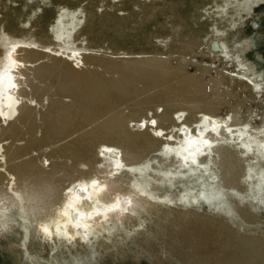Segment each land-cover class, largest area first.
Returning a JSON list of instances; mask_svg holds the SVG:
<instances>
[{
	"label": "bare ground",
	"instance_id": "1",
	"mask_svg": "<svg viewBox=\"0 0 264 264\" xmlns=\"http://www.w3.org/2000/svg\"><path fill=\"white\" fill-rule=\"evenodd\" d=\"M209 1L0 0V246L107 261L113 229L175 210L204 219L182 253L204 261L225 231L197 209L264 206V0ZM107 23L142 29L113 47ZM173 59L198 73L160 88ZM139 82L158 89L117 110Z\"/></svg>",
	"mask_w": 264,
	"mask_h": 264
},
{
	"label": "rangeland",
	"instance_id": "2",
	"mask_svg": "<svg viewBox=\"0 0 264 264\" xmlns=\"http://www.w3.org/2000/svg\"><path fill=\"white\" fill-rule=\"evenodd\" d=\"M203 1L211 5L209 0ZM5 2L16 7L20 0L13 2L5 0ZM98 5H101V2ZM93 7L98 13L102 9V7L95 5ZM5 14L11 16L10 10H6ZM159 15L157 19L161 21L163 14L159 12ZM141 29L142 27L136 28L134 26L129 29H120L113 24L107 23L99 26L96 32L99 35V41L102 42L101 44L107 45V43H111L114 47V44L118 45L120 42H128L125 32L135 33ZM118 51L121 53L122 50ZM206 62V59H202V63ZM170 63V67L167 68L169 70L162 74L160 88L169 86L173 90L176 88L180 89L182 87L179 80L185 81L198 73L196 67L191 64L183 67L175 66L176 60L174 59ZM210 74H214V72H210ZM143 85V82H139L138 87L136 86L133 92H128L116 98V109L130 108L131 106L129 105L137 103L158 89L157 87L154 89L152 86ZM208 88L209 86H207ZM235 88L238 90L239 85H236ZM254 103L253 101L247 102L246 106H243L242 109L246 111L249 107L257 108ZM224 110L225 107L223 106L219 109V113L224 112ZM33 153H37V151ZM151 154L149 153L148 156ZM153 163L156 164V162ZM251 197V194L246 195V198L239 201V206L247 205L249 211L254 215L252 218L251 216L241 215L234 209L230 210L228 215L218 212L212 207L197 209V212L212 218L214 223L219 224L222 230L225 231L224 237L217 241L214 249L206 254V260L204 261H193L185 259L182 256L183 252L190 250L189 246L192 240V237L186 233V229L188 226L198 227L203 224L204 219H196L193 215L189 214H183V217L175 218L174 215H177L178 212L173 210L168 215L163 214L162 217L157 218L159 223L162 224L161 229L156 224V216H152L147 220V230L146 227H140V232L132 231L124 233L122 227L113 229L109 234L110 238L106 240L111 246L112 258H108L107 261L102 258L99 259L97 251L94 253V258L86 259V264H264V206H260L259 208L253 206L251 204ZM174 209L185 210L179 209V207H175ZM4 243L6 242L4 241ZM40 250L42 256L47 255V246H41ZM57 250H60V247ZM16 251V249L11 251L5 248L4 245L3 247L0 246V264H32L29 260L20 258V253ZM72 260V257L69 256L68 260L63 262V264H70Z\"/></svg>",
	"mask_w": 264,
	"mask_h": 264
},
{
	"label": "snow or ice",
	"instance_id": "3",
	"mask_svg": "<svg viewBox=\"0 0 264 264\" xmlns=\"http://www.w3.org/2000/svg\"><path fill=\"white\" fill-rule=\"evenodd\" d=\"M0 115H2V112H0ZM154 123V122H153Z\"/></svg>",
	"mask_w": 264,
	"mask_h": 264
}]
</instances>
